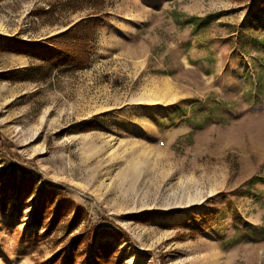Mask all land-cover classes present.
<instances>
[{"label": "rangeland", "instance_id": "rangeland-1", "mask_svg": "<svg viewBox=\"0 0 264 264\" xmlns=\"http://www.w3.org/2000/svg\"><path fill=\"white\" fill-rule=\"evenodd\" d=\"M63 1L0 0V39H41L92 11ZM53 2V15L32 13ZM104 8L88 65L0 78V171L56 183L87 208L86 225L121 231L101 240L124 264H264V0ZM32 61L0 51V71ZM29 209L0 212V264L52 255L50 242L28 246ZM214 210L209 229L175 238L176 222ZM146 211L149 224L135 220Z\"/></svg>", "mask_w": 264, "mask_h": 264}, {"label": "trees", "instance_id": "trees-1", "mask_svg": "<svg viewBox=\"0 0 264 264\" xmlns=\"http://www.w3.org/2000/svg\"><path fill=\"white\" fill-rule=\"evenodd\" d=\"M237 3L245 0H234ZM63 6L78 10L84 6L92 9L76 21L70 22L62 31L41 39L28 40L14 37L0 39V51H11L33 59L27 65L0 71V78L9 80H46L51 73L76 70L91 62L92 43L100 28L105 25V0H64ZM59 6L51 3L32 11L37 16L53 15ZM97 122L96 117L84 122L81 130H89ZM1 140V135H0ZM4 140V139H3ZM5 146H11L5 144ZM35 166V165H34ZM36 167V166H35ZM14 195V202L10 196ZM29 206L28 226L34 227L27 235L28 246L37 249L45 241L51 243L52 255L43 260L34 258L35 264H124L123 255L112 240H101L103 236L122 238L121 231L111 228L96 229L86 225L89 217L87 208L71 198L56 183L37 187V179L28 171L16 176L0 171V212L23 216V209ZM154 211L135 216V220L149 224ZM220 211L194 212L174 225L182 227L175 232V238L184 241L195 239L209 229ZM62 230V235L57 231Z\"/></svg>", "mask_w": 264, "mask_h": 264}]
</instances>
